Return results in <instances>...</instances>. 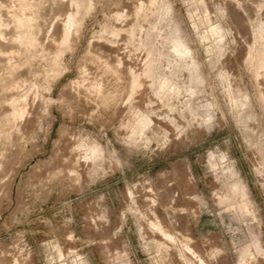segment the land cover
<instances>
[{
	"label": "rangeland",
	"instance_id": "374dc122",
	"mask_svg": "<svg viewBox=\"0 0 264 264\" xmlns=\"http://www.w3.org/2000/svg\"><path fill=\"white\" fill-rule=\"evenodd\" d=\"M263 74L264 0H0V264H264Z\"/></svg>",
	"mask_w": 264,
	"mask_h": 264
},
{
	"label": "bare ground",
	"instance_id": "6f19581e",
	"mask_svg": "<svg viewBox=\"0 0 264 264\" xmlns=\"http://www.w3.org/2000/svg\"><path fill=\"white\" fill-rule=\"evenodd\" d=\"M116 2V1H115ZM175 45V44H174ZM174 52L179 55V56H186L187 55V49L185 47H182L179 44H176L173 48ZM105 61V60H104ZM115 64L114 65H110L109 63H104V67L108 72H110L112 74V76L118 81V83L120 84V87L122 89L123 93H126L130 86L134 83V85L136 86L139 82L138 80V73H133V71L130 68L126 69V73H127V81L122 82L123 78L121 77V71L119 70V62L117 60H115ZM99 62V60H98ZM108 62V61H107ZM114 62V61H113ZM102 63V62H101ZM100 65V64H99ZM102 66V65H101ZM264 75V74H263ZM126 95V94H125ZM200 263H202L201 261H199Z\"/></svg>",
	"mask_w": 264,
	"mask_h": 264
}]
</instances>
